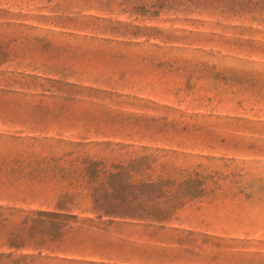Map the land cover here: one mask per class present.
Returning <instances> with one entry per match:
<instances>
[{"label": "rangeland", "instance_id": "1", "mask_svg": "<svg viewBox=\"0 0 264 264\" xmlns=\"http://www.w3.org/2000/svg\"><path fill=\"white\" fill-rule=\"evenodd\" d=\"M186 1L191 5L138 12L132 24L161 34L110 42L103 38L112 34L41 18L79 11L55 8L57 0H0V88L10 89L0 90V203L39 207L44 199L14 200L10 193L70 182L27 168L45 156L44 138L92 150L93 142L130 144L157 156L154 176L167 162L180 179L202 183L201 197L173 223L194 233H168L175 250L160 259L264 264V0ZM44 78L114 94L71 90L81 102L42 101ZM16 161L23 170L12 168ZM7 230L0 225V238Z\"/></svg>", "mask_w": 264, "mask_h": 264}, {"label": "trees", "instance_id": "2", "mask_svg": "<svg viewBox=\"0 0 264 264\" xmlns=\"http://www.w3.org/2000/svg\"><path fill=\"white\" fill-rule=\"evenodd\" d=\"M189 5L191 2L186 0H57L55 8L79 11L41 18L62 28L79 27L115 36L103 41L126 38L122 41L130 42L147 35L144 31H164L132 24L139 11ZM85 9L98 14H82ZM116 12L128 14L132 21L119 19ZM44 82L39 84L42 88L38 93L42 101L62 97L64 102H81L71 90H87L96 97L114 94L53 78H44ZM20 85L31 89L29 83ZM0 90L10 91L7 85ZM44 139L41 149L45 156L41 162L27 163V168L37 175L60 173L61 180L70 182L57 190L30 188L10 193L14 200L44 199L39 207L0 203V225L8 228L0 238V264H166L169 260L158 255L175 250L170 246L168 233H194L174 227L173 223L186 204L201 197L202 183L198 179H180L178 170L167 162L160 164L159 173L154 176L157 156L140 154L130 144L93 142L92 150L83 142ZM34 149L31 146L30 151ZM19 163L16 161L12 168L23 170ZM47 200L51 202L46 203ZM160 235L165 238L156 240ZM141 252L153 257L144 259Z\"/></svg>", "mask_w": 264, "mask_h": 264}, {"label": "crops", "instance_id": "3", "mask_svg": "<svg viewBox=\"0 0 264 264\" xmlns=\"http://www.w3.org/2000/svg\"><path fill=\"white\" fill-rule=\"evenodd\" d=\"M171 239V238H170ZM156 240H163V238H157ZM156 245H159V244H156Z\"/></svg>", "mask_w": 264, "mask_h": 264}]
</instances>
